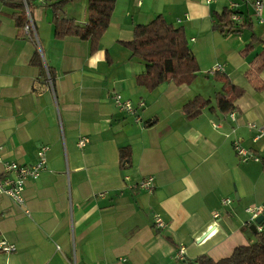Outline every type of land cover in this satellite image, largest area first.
I'll use <instances>...</instances> for the list:
<instances>
[{"label":"crops","instance_id":"1","mask_svg":"<svg viewBox=\"0 0 264 264\" xmlns=\"http://www.w3.org/2000/svg\"><path fill=\"white\" fill-rule=\"evenodd\" d=\"M231 2L252 26L221 35L214 16ZM251 2L115 0L91 52L87 41L54 38L46 3L31 6L37 42L18 36L14 9L0 1V177L3 163L32 165L48 147L45 169L25 182L24 205L0 196V241L14 248L0 253V264H182L225 258L254 241L245 209L264 204V170L260 162L240 163L232 148L236 139L264 156V136L253 141L248 127L264 125V46L244 50L252 33L264 37ZM158 15L182 27L198 66L190 84L137 85L144 66L127 43L135 25ZM59 16L85 22L86 0L68 2ZM36 51L44 69L30 64ZM214 64L223 71L207 74ZM222 77L243 91L234 122L213 101L227 87ZM113 94L134 112L119 110ZM196 95L212 109L187 119L182 106ZM80 138L88 140L83 148ZM120 148L130 153L124 167ZM147 176L154 178L150 194L135 188ZM225 198L230 203L222 205Z\"/></svg>","mask_w":264,"mask_h":264},{"label":"trees","instance_id":"2","mask_svg":"<svg viewBox=\"0 0 264 264\" xmlns=\"http://www.w3.org/2000/svg\"><path fill=\"white\" fill-rule=\"evenodd\" d=\"M0 1L14 9L11 19L17 29V35L26 37L22 31L25 12L22 0ZM26 1L31 11L34 1ZM46 1L48 2L46 3ZM70 1L72 0H45L39 4L46 3L51 11L55 39L76 38L87 41L92 52L96 50L100 37L108 27L115 0H86V20L83 23L59 16L62 8ZM232 14H239L237 7L232 9L227 6L220 14H216L212 25L213 30L221 35H238L243 30L251 28L250 20L234 22L230 19ZM132 34V39L127 43V47L131 52V57L139 60L144 66L143 72L136 77L137 85L147 90H153L165 82H172L176 85L192 82L198 72V66L187 46L182 27L174 26L158 15L146 24L135 25ZM256 42L264 46V37H257L252 33L250 42L244 49L245 52L250 51ZM261 57L264 59V49H262ZM30 64L44 69L39 52L34 53ZM48 72L51 77V72L49 70ZM218 78L220 77L218 76ZM221 79L227 87L222 92L215 93L213 101L218 110L226 114L235 109L233 103L242 95L243 91L230 85L225 77ZM205 107L212 109L210 100L196 95L182 106V111L187 119H192L197 117ZM129 156L128 148L119 149V162L122 167L128 164ZM259 158L262 170H264V156H259ZM259 226L261 230L254 232V241L235 247L228 257L213 260L206 255H200L193 260H186L182 264H264V221Z\"/></svg>","mask_w":264,"mask_h":264},{"label":"built area","instance_id":"3","mask_svg":"<svg viewBox=\"0 0 264 264\" xmlns=\"http://www.w3.org/2000/svg\"><path fill=\"white\" fill-rule=\"evenodd\" d=\"M37 3H43L45 0H31ZM205 3H209L212 0H204ZM24 6V25L22 27V31L26 34V37L37 42L36 35V27L31 14V11L27 5L26 0H22ZM230 8L235 9L237 5L233 2L228 5ZM251 8L253 17L256 19L257 23L261 26H264V16H262V0H252ZM232 21L238 22L239 17L236 14H232ZM223 68L220 64H214L210 69H208L207 74L213 75L217 72H222ZM48 83L50 84L49 75H47ZM113 103L115 106L121 110L128 113L134 112V107L131 102L128 100H124L120 95L113 94L112 96ZM228 117L231 121H235V112L231 110L228 112ZM138 120V118H137ZM216 125H214L215 127ZM217 127V126H216ZM248 127L252 130H255L256 134L253 136L252 140L257 141L261 136H264V125H255L253 123H249ZM88 143L86 138H80L77 142V146L79 148H83ZM232 148L234 153L240 163L247 162H260V158L258 155L254 154L251 150L244 148L240 141L232 140ZM48 152L47 146H41L36 153L37 161L29 166L19 165L17 163H3L2 164V177H0V196H6L9 198L15 205L23 206L24 205V186L25 182L28 179L36 180L39 178L42 171L46 166V156ZM2 162V153L0 148V163ZM135 188L141 191H145L150 194L154 189V178L151 176H147L135 184ZM222 205H227L230 203L229 199H223L221 201ZM246 213L249 215V222L254 223L255 219L264 212V204L261 206H250L245 209ZM25 213L28 214V211L25 210ZM214 217L217 215L214 214ZM153 225L162 229L165 226L164 221L158 215L153 216ZM256 230L260 231L261 227L256 225ZM0 249L2 252H10L14 248L12 246L6 245L3 241H0ZM183 248H180L175 253V258H182ZM75 264V262H73ZM96 264H104V263H96Z\"/></svg>","mask_w":264,"mask_h":264},{"label":"water","instance_id":"4","mask_svg":"<svg viewBox=\"0 0 264 264\" xmlns=\"http://www.w3.org/2000/svg\"><path fill=\"white\" fill-rule=\"evenodd\" d=\"M264 221V212H262L256 219L253 225L250 226L252 232H255V225H259Z\"/></svg>","mask_w":264,"mask_h":264},{"label":"rangeland","instance_id":"5","mask_svg":"<svg viewBox=\"0 0 264 264\" xmlns=\"http://www.w3.org/2000/svg\"><path fill=\"white\" fill-rule=\"evenodd\" d=\"M253 21H254V25H253V26H255V25L257 24V23H256L257 21H256L255 18L253 19ZM261 27H262V26H261ZM262 28H264V27H262Z\"/></svg>","mask_w":264,"mask_h":264}]
</instances>
